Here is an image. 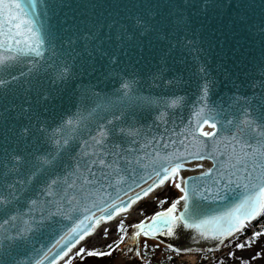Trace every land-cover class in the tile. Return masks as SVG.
<instances>
[{"label":"water","instance_id":"95a60500","mask_svg":"<svg viewBox=\"0 0 264 264\" xmlns=\"http://www.w3.org/2000/svg\"><path fill=\"white\" fill-rule=\"evenodd\" d=\"M36 13L33 18L45 37L43 57L35 64L31 58H22L23 62L10 69L20 79L0 88V174L9 180L20 171L17 156L49 160L48 167L61 163L67 167L78 142L108 120L113 121L109 127H135L145 135L158 134L157 117L161 112H167L169 126L173 120L179 125L198 105L202 87L208 89L209 105L230 103L235 107L237 100L245 98L264 100V0H38ZM21 71L24 76H20ZM4 75L10 80L7 73ZM21 81L24 87H18ZM125 84L130 87H123ZM177 97L182 103L165 109L162 102ZM67 121L74 122L72 134L66 148L57 154L49 136L53 129L57 138L63 135L70 127ZM26 127L29 133L22 137ZM204 130L213 131L208 127ZM208 169L215 175L209 159L189 162L181 175L198 178ZM142 174L146 177L148 171ZM204 179L210 184V178ZM139 183L147 187L143 181ZM195 183L202 181L197 179ZM135 184L130 179L108 192L111 197L118 194L127 200L140 192ZM203 195L208 199L198 193L192 198L193 205L206 215H216L227 210L239 193L226 189L218 196L213 192ZM108 200L109 196L101 192L95 197V206L86 202L88 211L80 207L79 211L67 209L49 217L14 252L17 264H35L43 259L42 254L79 219L92 213L101 215L100 208ZM142 238L166 250L167 245L202 249L182 254L208 253L218 246L216 241L198 238L194 230L183 226L171 237L142 235L134 243ZM228 242L225 240V244ZM15 243L4 242L6 248ZM76 249L79 244L72 252Z\"/></svg>","mask_w":264,"mask_h":264},{"label":"snow or ice","instance_id":"6c2138e0","mask_svg":"<svg viewBox=\"0 0 264 264\" xmlns=\"http://www.w3.org/2000/svg\"><path fill=\"white\" fill-rule=\"evenodd\" d=\"M37 5L38 0H27L26 4L22 0H0V88L20 79L10 69L23 62L22 58H31L35 64L43 57L45 37L33 18L37 14ZM32 71L29 67V72ZM5 73L10 80L5 78ZM20 76H24L23 71ZM24 86L23 81L18 85ZM123 87L130 86L125 84ZM207 93V87H202L198 105L179 125L173 120L169 126L167 112H161L157 117V135L151 132L145 135L135 127H109L113 124L112 120L96 126L94 131L88 132L87 138L78 142L67 167L62 163L59 167H48L49 160H27L17 156L16 167L20 171L16 178L9 180L0 174V264H17L14 252L22 247L29 233L40 228L49 217L60 215L67 209L79 211L80 207H84L88 211L86 202L91 201L95 206V197L101 192L109 196L100 208L101 215L92 213L79 219L35 264H44L45 261L59 264L60 260L72 264L75 257L112 256L122 250L121 246L128 236L123 219L117 225L120 236L107 245L108 251L80 247L73 256L69 254L78 244L94 235L102 222L123 217L138 200L166 184L174 186L182 195L166 210L135 224L131 237L134 242L142 235L171 237L179 226H183L194 230L198 238L216 241L218 246L208 249L209 252L218 251L220 246H231V242L239 239L238 234H242L253 220L264 215V100L249 101L245 98L237 100L235 107L230 103L216 106L207 103ZM162 103L165 109L176 108L182 103V98ZM225 108H232V111L226 112ZM66 123L70 127L63 135L57 138V130L53 129V135L49 136L57 154L66 148L72 134L74 122ZM160 125H163L162 131ZM205 127L213 131H205ZM28 133L26 127L22 129L21 136ZM204 159L213 162L215 175L213 169L203 171L198 178L181 175L189 162ZM196 166L203 167L202 164ZM145 171H148L146 177L142 174ZM205 177L210 178V184ZM130 179L136 181L135 187L140 188V192L128 196L127 200L118 194L111 197L108 189L128 183ZM197 179L202 183L197 185ZM139 181L147 187H142ZM128 186L135 191L131 184ZM226 189L239 195L223 213L206 215L192 203L193 196L198 193L206 200L208 197L203 195L204 192H213L218 196ZM125 195H128L127 192ZM164 203L166 201H160L161 206ZM74 205L77 207L74 208ZM107 231L105 229V238ZM261 236H264V225H260V230L248 239L236 243L235 247L239 250L250 248ZM225 240L230 242L229 245H225ZM5 241L9 245L16 243L14 247L6 248ZM167 250L177 255L202 251L192 248L182 250L172 245H167ZM135 255L139 256L140 252L137 250ZM229 255L235 256V252ZM241 264L249 262L242 260Z\"/></svg>","mask_w":264,"mask_h":264},{"label":"rangeland","instance_id":"374dc122","mask_svg":"<svg viewBox=\"0 0 264 264\" xmlns=\"http://www.w3.org/2000/svg\"><path fill=\"white\" fill-rule=\"evenodd\" d=\"M177 197L178 195L172 193L171 197L166 201L167 203L175 201ZM159 198H161V195L156 196L154 199ZM152 205L153 204L150 203H144L136 209L135 213L137 212L136 214H138V217L134 216L133 219H130L132 225L131 227L129 223L124 221L128 231V236L125 239V245L123 244L121 246L122 250H118L114 252L112 256H107L106 258H101L100 256L85 257L83 259L75 257L72 264H220L221 261L223 264H241L242 260L248 261L249 264H264V236L259 237L250 248H246L245 250L237 249L235 247L237 241L235 240L234 242H231V246H223L218 251L180 255H177L175 252L165 250L163 246L154 241L143 238L135 244L131 239V235L135 232V228L133 226L146 218V215L142 217L141 214H139L143 209H148L147 216L151 214L149 209ZM247 230L250 232L249 237H251L254 233L252 225L247 228ZM104 233V231L98 233L96 238L101 237ZM117 234L118 231L114 229L110 230L108 235L114 236L113 239L116 238L117 240L119 238V235L117 236ZM229 243L230 242L225 245H229ZM129 248H132L133 251L129 252ZM95 249L99 250L103 248L98 244ZM137 250L140 252L139 256L135 255ZM230 252H235V256H230ZM257 253H259V255H257ZM170 257L171 259H169Z\"/></svg>","mask_w":264,"mask_h":264},{"label":"built area","instance_id":"2783aa9c","mask_svg":"<svg viewBox=\"0 0 264 264\" xmlns=\"http://www.w3.org/2000/svg\"><path fill=\"white\" fill-rule=\"evenodd\" d=\"M172 193H175V195H177L179 192L178 190L172 186L171 184H168V186L164 187L161 191V193L159 195H161V198L159 199H152L151 201L149 202H146V203H150V204H153L152 207L149 209V211H151V214L149 216H147V212H148V209H143L139 214H141V216H145L146 215V218L144 220H146L147 218L153 216L155 213L159 212V211H164L168 208V206L171 205V203H173V201H170L169 203H167V199H169L171 197V194ZM157 195V196H159ZM155 200V201H154ZM163 200V201H166V203H164L162 206L160 204V201ZM140 206V205H139ZM144 220H141V221H144ZM125 221V220H124ZM131 225V220L129 221H126ZM118 225V224H117ZM115 230H117V226L115 228ZM105 232V230H104ZM100 233V232H99ZM110 233V230L107 231V237L105 238L104 234H102L101 237L99 238H95V239H86V241L82 242L80 245H79V248L80 247H85L89 250H93L96 248V246L99 244H106L110 238L112 237L111 235H108ZM104 242V243H103ZM79 249H76L73 251V254L72 256L74 255L75 252H77Z\"/></svg>","mask_w":264,"mask_h":264},{"label":"bare ground","instance_id":"6f19581e","mask_svg":"<svg viewBox=\"0 0 264 264\" xmlns=\"http://www.w3.org/2000/svg\"><path fill=\"white\" fill-rule=\"evenodd\" d=\"M161 191H162V189L159 190V191H157V192H155V193H153L152 195L146 197V199L142 200L141 202L137 203L136 204V209L139 207V205H142V204H144L146 202L151 201L154 197H156L157 195H159L161 193ZM136 209H134V210H132V211L124 214L123 217L116 218L115 220H113V221H111L109 223H102L101 226H100L99 232H103L105 229L114 230L115 227L117 226L118 222H120L121 219H123L125 221H129L130 219H133L134 216L138 217V214H136L137 212L135 213ZM249 227H251V225L248 226L247 228H249ZM99 232L95 233L94 235L90 236L89 238L95 239L97 237V235H98Z\"/></svg>","mask_w":264,"mask_h":264},{"label":"trees","instance_id":"16d2710c","mask_svg":"<svg viewBox=\"0 0 264 264\" xmlns=\"http://www.w3.org/2000/svg\"><path fill=\"white\" fill-rule=\"evenodd\" d=\"M260 225H264V215H262V216H261V217H260V218H259V219H258L253 225H252L254 232L260 230ZM249 236H250V232L246 229V230L242 233V235L239 236V239L236 240V241H237V243L243 242V240L248 239ZM165 250H166V249H165ZM103 257L106 258L107 256H103Z\"/></svg>","mask_w":264,"mask_h":264},{"label":"flooded vegetation","instance_id":"af4514ba","mask_svg":"<svg viewBox=\"0 0 264 264\" xmlns=\"http://www.w3.org/2000/svg\"><path fill=\"white\" fill-rule=\"evenodd\" d=\"M124 245H125V243H124ZM100 250V249H99ZM100 251H108V248L106 247V246H104V248L103 249H101ZM101 258H105V257H103V256H100Z\"/></svg>","mask_w":264,"mask_h":264}]
</instances>
